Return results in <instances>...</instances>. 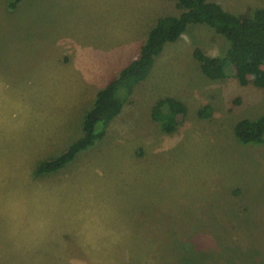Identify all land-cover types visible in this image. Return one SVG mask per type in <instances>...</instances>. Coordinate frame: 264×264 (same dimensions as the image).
I'll return each instance as SVG.
<instances>
[{"label":"rangeland","instance_id":"1","mask_svg":"<svg viewBox=\"0 0 264 264\" xmlns=\"http://www.w3.org/2000/svg\"><path fill=\"white\" fill-rule=\"evenodd\" d=\"M11 1L0 0V264H264V143L234 134L264 114V89L232 73L210 79L192 54L223 56L227 40L189 25L101 139L36 175L81 135L97 91L136 57L138 32L182 10L174 0ZM212 1L241 17L264 7ZM166 96L187 107L172 133L150 116ZM78 219L67 233L63 222Z\"/></svg>","mask_w":264,"mask_h":264},{"label":"trees","instance_id":"2","mask_svg":"<svg viewBox=\"0 0 264 264\" xmlns=\"http://www.w3.org/2000/svg\"><path fill=\"white\" fill-rule=\"evenodd\" d=\"M21 0H13L10 7ZM179 15L160 17L148 31L135 58L123 66L106 85L97 91L91 107L84 113L81 135L57 157L39 163L36 175L56 172L76 155L101 139L108 124L118 115L135 86L150 73L155 58L167 42L176 41L191 24L203 25L227 40L223 56H210L195 46L192 54L203 74L210 79L225 78L231 73L241 85L264 89V7H256L241 17L212 0H174ZM186 105L172 96L157 99L150 108L152 120L166 133H172L186 115ZM237 140L244 145L264 143V114L243 118L234 125Z\"/></svg>","mask_w":264,"mask_h":264},{"label":"crops","instance_id":"3","mask_svg":"<svg viewBox=\"0 0 264 264\" xmlns=\"http://www.w3.org/2000/svg\"><path fill=\"white\" fill-rule=\"evenodd\" d=\"M140 32V31H139ZM138 32V35H137V40L139 39V40H142V43H143V41L145 40V38H143L142 37V35L140 34ZM136 42V41H135ZM142 43H140V45L142 44ZM134 44H133V42L130 44V46H133ZM139 45V46H140ZM135 47H136V45H135ZM139 48V47H138ZM125 49H127V45L125 46ZM135 58V57H134ZM110 80V79H109ZM57 218H58V216H56ZM60 221V220H59ZM78 221H79V219L78 220H74V222H72V221H70V220H66L65 222H63L64 223V225H65V227L67 228V233H74L75 234V232H76V226H77V223H78ZM64 233H65V230H64ZM49 249H48V247H44V252L46 253V251H48Z\"/></svg>","mask_w":264,"mask_h":264}]
</instances>
